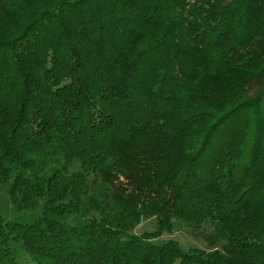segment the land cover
<instances>
[{
    "label": "trees",
    "instance_id": "1",
    "mask_svg": "<svg viewBox=\"0 0 264 264\" xmlns=\"http://www.w3.org/2000/svg\"><path fill=\"white\" fill-rule=\"evenodd\" d=\"M0 181V264H264V0H0Z\"/></svg>",
    "mask_w": 264,
    "mask_h": 264
},
{
    "label": "rangeland",
    "instance_id": "2",
    "mask_svg": "<svg viewBox=\"0 0 264 264\" xmlns=\"http://www.w3.org/2000/svg\"><path fill=\"white\" fill-rule=\"evenodd\" d=\"M10 186L7 183H2L0 181V214L6 218L19 220V221H31L37 211H32L28 213H20L14 203L12 202L10 193ZM157 220L155 217L145 218L139 225L136 226L135 232L141 233L143 231H152L156 228ZM169 239H177L185 248L190 246H203L206 247L207 244L205 240L200 236L197 237L194 232L182 221H178L174 227L173 232H164L161 236L154 239L155 242L163 243ZM18 263L19 264H36L34 261L26 257L23 252L18 253Z\"/></svg>",
    "mask_w": 264,
    "mask_h": 264
}]
</instances>
